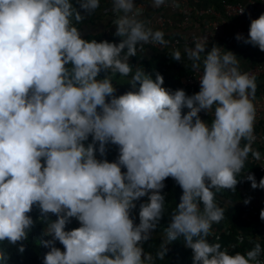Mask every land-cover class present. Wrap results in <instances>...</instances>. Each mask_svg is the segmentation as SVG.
Returning a JSON list of instances; mask_svg holds the SVG:
<instances>
[{"label":"clouds","instance_id":"obj_1","mask_svg":"<svg viewBox=\"0 0 264 264\" xmlns=\"http://www.w3.org/2000/svg\"><path fill=\"white\" fill-rule=\"evenodd\" d=\"M111 3L118 43L84 39L76 26L100 0H0V244L23 253L41 223V236L49 237L39 240L48 249L42 264H155L181 238L191 264H264L258 241L230 254L208 239L224 219L221 189L235 191L243 180L264 190V177L237 179L249 154L261 159L252 147L256 76L232 51L215 44L206 50L208 37L200 36L183 49L201 73L199 91L164 87L159 72L129 58L143 56L147 44L167 46L165 32L141 18L134 0ZM235 39L264 52V13L250 18L247 37ZM171 56L182 60L179 49ZM109 73L127 77L129 90L116 95ZM108 144L118 148L112 162L104 158ZM167 178L182 192L153 256L143 245L164 217ZM72 219L79 226L67 230ZM9 259L0 247V264Z\"/></svg>","mask_w":264,"mask_h":264},{"label":"trees","instance_id":"obj_2","mask_svg":"<svg viewBox=\"0 0 264 264\" xmlns=\"http://www.w3.org/2000/svg\"><path fill=\"white\" fill-rule=\"evenodd\" d=\"M73 4L75 5L76 0H72ZM102 7V1L100 0V7L90 16H88L87 22L89 24H93L94 21H97L98 24L103 26V24H106L107 18L106 14L101 12ZM217 10L221 11L220 6L217 8ZM230 20H235L236 18L234 16L228 17ZM86 21V20H85ZM85 21H83L81 24H77L76 26L80 29L82 38L84 39H96L97 41L102 40L103 37H105V40L111 41L113 38L117 39L119 41V37H116L114 35L115 27H111L110 34L105 36L102 29L98 28L96 30H83L82 26L85 24ZM242 24L245 27V22L242 20ZM178 30L175 28H171V32L169 34H173L174 32H177ZM197 30L192 29L191 27H185L183 28V33L188 35L191 33H194ZM189 32V33H188ZM145 53L143 56L138 54L136 57H131L130 63L135 67L139 65L144 71L146 72H159L163 78H164V87L166 88H173L176 86L179 82L180 77L182 76L185 65H187L190 61L186 60V56L184 55L182 47L180 48H173V49H179L182 53V60L181 62L174 61L171 56V50L169 52L167 51H157L152 50L151 48L145 47ZM104 74L101 73V78ZM109 75L112 76V80L114 83V86L116 87V95H120L127 91L124 86L119 85L114 82V80L117 79L119 76L118 74L113 75L109 73ZM261 76V75H260ZM258 76V77H260ZM256 77V79H258ZM263 89L262 85L257 84V90ZM199 91V87L192 88L190 90H185L186 94L191 95L195 92ZM202 120L208 121V123H211V119L207 117H201ZM91 141V137H89V141ZM255 142L253 143L252 147L254 149L260 150L264 154V150ZM118 156V148L115 145L108 144L106 145V154L105 157L109 162L114 161ZM97 158L100 159L101 157L97 153ZM123 170V169H122ZM248 172H251L254 174L256 181L259 182L261 177H264V172H259L255 168V166H252L250 163H246L244 169L242 170L241 174L237 176V179H243L244 173L247 174ZM165 188L163 189V194H165V213L164 217L161 219L160 224L157 226V229L152 233V240L146 242L143 247L145 252H149L155 256V253L159 250L160 242L163 238L164 229L167 226V222L169 219V214L172 212L175 207L176 203L179 202V197L181 195L182 190L180 187L175 183V181L172 178H167L165 181ZM242 188V182L238 183L236 186L235 191H229L221 189L217 193L218 203L225 208L224 213V219L219 224H213V225H225L226 226V232H222L219 235V238L217 240L209 239L210 242H218L221 244L222 248L226 246L227 243L233 241L235 243V252L243 253L245 250H250L254 246V242L258 241L261 244V247H264V236L257 234L255 231V223L259 220V213L261 208H264L259 206L254 210L253 215L249 217L247 221L243 219V214L246 211V208H244L240 204L242 192L240 190ZM261 190V189H259ZM262 195L264 197V190H261ZM146 200L145 198H142V201ZM142 201H137V208L133 210V215L137 217L135 220V223H138V208L139 203ZM32 218L36 220L37 216L39 215L38 210H33L32 213H30ZM50 218L52 220L55 219L54 215H50ZM43 228V225L41 223H36L31 232L29 233L28 240L24 242L25 244V251L23 253H18L16 250V246H9L7 245V242H4L3 244H0V247H4L6 251L8 252L10 259L8 261V264H42L43 255L48 250L42 246L39 245V240L41 238L48 239L49 237H42L41 236V229ZM72 229L70 226H67V230ZM243 236V241L238 240L240 236ZM56 247L61 248L63 251V246L59 244V242H56ZM168 252L166 253V256L163 260H156L155 264H191V250L186 249L183 246V239H179L177 241L171 242L167 245Z\"/></svg>","mask_w":264,"mask_h":264},{"label":"built area","instance_id":"obj_3","mask_svg":"<svg viewBox=\"0 0 264 264\" xmlns=\"http://www.w3.org/2000/svg\"><path fill=\"white\" fill-rule=\"evenodd\" d=\"M102 7L101 12L106 14L107 22L101 26L105 36L110 34V30L115 27L113 25V20L116 18V14L112 12V3L111 0H101ZM187 0H181V3L178 4V8L176 9L178 13V17L175 21L171 17L164 16L161 14L160 10L163 7L168 8L169 10H174L175 6L172 4V1H166L164 6L159 8H150L153 10L151 14H144V9L148 8L146 2H138L136 3V10L141 14L142 19L149 21L150 26L154 29H159L162 31L171 30V28L177 29V32L173 34H166L165 40L169 41L168 45L165 47H161L158 44H147L144 45L146 47L151 48L152 50L157 51H167L173 48H184L187 44L189 46H194L196 37L200 36H207L208 37V47L206 50H210L213 44L220 46V47H230L239 42L235 39L236 34L240 33L247 37L248 27H244L242 24V20H247L250 18L252 19L254 16V8L257 3H264V0H246L243 5L232 3L228 0H219V5L221 11L215 10L211 7H204V8H194L186 4ZM243 10V11H242ZM234 16L235 20H230L228 17ZM227 24L231 25L230 30L225 33L224 27ZM174 26V27H173ZM112 27V28H111ZM191 27L192 29H196V33L191 34H184L183 28ZM106 38L103 37L102 40ZM113 43H118L119 41L115 38L111 40ZM244 44V43H243ZM186 60H188L186 58ZM191 61L185 67L182 76L179 79V82L176 86L171 88L172 90L175 89H183L190 90L192 88L199 87V77L201 75L200 72L194 71L190 67ZM243 71H247L250 74H254L256 77L260 76L264 72L263 64L259 62H253L249 64L246 68L241 67ZM118 78H123L125 80V84L123 85L126 90H129V85L127 84V77L118 76ZM115 82V81H114ZM120 85V84H119ZM256 105V121L260 119L264 115V90L260 89L255 94V101ZM186 111V110H185ZM200 117H207L212 120L211 114L207 115L203 111L199 114ZM258 150V149H255ZM260 151V150H258ZM261 153V159L256 161L252 159L251 154H249V158L246 163H250L252 166H255L257 171L264 172V154ZM258 183V182H257ZM242 195L245 198H250V202L248 203L246 211L243 214V219L247 221L251 215H253L254 210L259 206H264V197L256 198V192L259 189H252L250 186V182L242 180V188H240ZM218 199V198H217ZM218 201V200H217ZM67 226L71 228H76L79 226V223L72 219L71 223ZM255 231L257 234L264 236V221L259 220L255 223ZM222 232H226L225 225H213L212 226V235L208 239L217 240L219 235ZM238 240H240L238 238ZM223 248H227L230 254L235 253V243L233 241L229 242ZM264 250V247H262ZM245 250L242 254L246 253ZM260 259L264 260V251H262Z\"/></svg>","mask_w":264,"mask_h":264},{"label":"crops","instance_id":"obj_4","mask_svg":"<svg viewBox=\"0 0 264 264\" xmlns=\"http://www.w3.org/2000/svg\"><path fill=\"white\" fill-rule=\"evenodd\" d=\"M166 1H172V4L175 6V9L169 10L168 8L163 7L159 10H160L162 15L171 17L173 19V21H175L176 18L178 17V13H177L176 9L178 8V4L181 3V0H166ZM228 1H230L232 3L240 4V5H243L246 2V0H228ZM138 2H146L147 5H149L148 8L144 9V14H151V12H153V10L150 8L151 0H134L135 4ZM186 4L191 6V7H194V8L211 7L215 10L220 6L219 0H187ZM261 13H264V3H262V2L257 3L255 5L254 16L252 19L257 18ZM141 18H142V16H141ZM249 22H250L249 19H247L245 21V25L247 27H249ZM93 24H91V25H93V27H94L97 24V21H95ZM230 28H231V25L227 24V26L224 27L223 30L225 33H227L230 30ZM170 32H171V30H167V31H165V34H169ZM196 32H194V33H196ZM224 49L230 50L233 53H235L236 56L240 59V66L243 68H246L249 64H251L253 62H259V63L263 64V66H264V52H261L257 47H253L251 45H246L243 43H237V44H234L230 47L229 46L225 47ZM121 80H123L124 83ZM114 81H115V83L120 84L122 86L125 84V80L123 78H118ZM256 83L259 85H262L264 88V72L260 77H258V79H256ZM255 135H256V141H255L254 145H256V143H257L258 145H260L262 150H264V115L260 119H258L255 123ZM258 197H262L261 190L256 192V198H258ZM245 199H247V198H245L242 195L241 200H240V204L244 208L247 207V205H248V204L245 205L243 203V201Z\"/></svg>","mask_w":264,"mask_h":264},{"label":"rangeland","instance_id":"obj_5","mask_svg":"<svg viewBox=\"0 0 264 264\" xmlns=\"http://www.w3.org/2000/svg\"><path fill=\"white\" fill-rule=\"evenodd\" d=\"M92 27L93 26L91 24L87 23V24H85V25L82 26V29L83 30H90ZM121 81L124 83L123 80H121Z\"/></svg>","mask_w":264,"mask_h":264}]
</instances>
